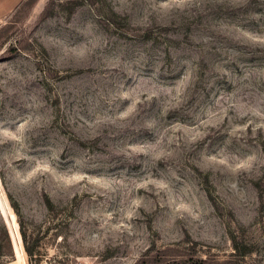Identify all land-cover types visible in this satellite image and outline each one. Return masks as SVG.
<instances>
[{
  "label": "rangeland",
  "instance_id": "rangeland-1",
  "mask_svg": "<svg viewBox=\"0 0 264 264\" xmlns=\"http://www.w3.org/2000/svg\"><path fill=\"white\" fill-rule=\"evenodd\" d=\"M30 256L264 264V0H0V264Z\"/></svg>",
  "mask_w": 264,
  "mask_h": 264
},
{
  "label": "trees",
  "instance_id": "trees-1",
  "mask_svg": "<svg viewBox=\"0 0 264 264\" xmlns=\"http://www.w3.org/2000/svg\"><path fill=\"white\" fill-rule=\"evenodd\" d=\"M27 252L29 255H31L30 250L27 249ZM30 264H38L37 259H33L32 256H30Z\"/></svg>",
  "mask_w": 264,
  "mask_h": 264
},
{
  "label": "crops",
  "instance_id": "crops-1",
  "mask_svg": "<svg viewBox=\"0 0 264 264\" xmlns=\"http://www.w3.org/2000/svg\"><path fill=\"white\" fill-rule=\"evenodd\" d=\"M5 1L14 2L15 0H5Z\"/></svg>",
  "mask_w": 264,
  "mask_h": 264
}]
</instances>
